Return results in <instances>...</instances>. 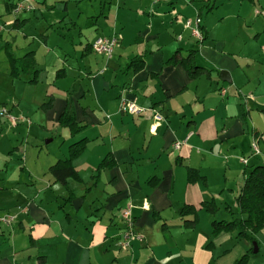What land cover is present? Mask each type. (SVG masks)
<instances>
[{
  "label": "crops",
  "instance_id": "obj_1",
  "mask_svg": "<svg viewBox=\"0 0 264 264\" xmlns=\"http://www.w3.org/2000/svg\"><path fill=\"white\" fill-rule=\"evenodd\" d=\"M219 1L0 0V44L16 59L31 57L36 72L14 77L6 57L12 111L33 113L46 143L56 142L37 152L33 168L26 159L16 175L0 173V215L14 217L0 222V264H264V228L253 241L212 234L213 221L239 217L244 178L264 164V0ZM18 3L33 8L15 13ZM227 3L237 33H246L238 45L217 39L202 17ZM73 8L75 20L67 18ZM197 18L202 41L191 32ZM113 35L111 57L92 50L97 37ZM192 51L204 69L194 77L168 61ZM122 99L141 114L120 111ZM67 104L75 134L59 123ZM79 140L78 178L56 181L49 167ZM129 205L143 240L122 248Z\"/></svg>",
  "mask_w": 264,
  "mask_h": 264
},
{
  "label": "trees",
  "instance_id": "obj_2",
  "mask_svg": "<svg viewBox=\"0 0 264 264\" xmlns=\"http://www.w3.org/2000/svg\"><path fill=\"white\" fill-rule=\"evenodd\" d=\"M248 1L253 2L254 0ZM5 50L10 62L12 76L17 77L22 72L36 74L35 70H33L34 61L31 57L25 56L22 59H16L9 46H7ZM194 53L195 51H192L184 58L173 56L169 58L168 61L172 64L183 66L188 74L194 77L204 70L196 64ZM132 63L135 62L132 61ZM30 83H35V79L30 80ZM59 123L63 126H67L73 134L80 131V127L75 122L71 104H67L59 119ZM84 148L85 140H79L71 144L68 158L59 160L49 167V172L56 181L65 184L68 178H78L77 171L72 161L80 155ZM107 163L106 160H103L100 163V167L105 166ZM194 180H196V172L190 170L188 173V181L193 182ZM236 202L239 217H234L229 221H213L212 234L215 235L221 231H225L235 233L236 237H245L253 241V235L264 228V164L253 166L248 170L240 192L236 197ZM187 209H189V207L183 208L184 211ZM246 262L247 258L242 257L240 260L236 261L235 264H245Z\"/></svg>",
  "mask_w": 264,
  "mask_h": 264
},
{
  "label": "rangeland",
  "instance_id": "obj_3",
  "mask_svg": "<svg viewBox=\"0 0 264 264\" xmlns=\"http://www.w3.org/2000/svg\"><path fill=\"white\" fill-rule=\"evenodd\" d=\"M204 1L215 6H218L220 2L219 0ZM225 1L228 2L230 0ZM32 3L34 4V1ZM228 4L229 3L225 4L221 12L213 14L208 13L209 16L205 13V11L201 13L203 18L207 16V24L213 28L217 39H227L230 40L233 45H236L238 40L235 39V37L239 35V39L241 40L245 37L244 35L246 33L244 32L245 30L242 31L241 34L237 33L238 20L234 15L235 7H230ZM72 10L73 12L70 9L67 13V18L70 17L72 20H75L78 10L75 11L74 8ZM221 13L223 16L222 22L221 19L219 20L218 18ZM192 18L195 19V17ZM253 19L254 17L250 19V22H252ZM219 22H221V24H218ZM25 30L31 31V25H27ZM255 36L256 35H254V38ZM19 38H21L20 33ZM239 43L241 44V42ZM6 57L7 54L0 44V173L8 171V173L16 175V173L24 168V164H26V162L27 165H29L27 168H33L31 163L35 162V155L37 152L39 150L44 152L46 149L54 146L56 142L46 143L50 137L44 135V129L41 128L38 131L35 128L34 124L37 126V121L35 120L36 117L33 116V113L26 111V114L21 116L23 119H20L21 117L20 115L18 116L15 109L12 111L10 97L14 96L17 91L12 88V84L10 82L11 76L9 74V66ZM24 78H26V76ZM3 111H6V113H3ZM9 117L13 119H10ZM29 126H31L30 134L27 129ZM26 159L27 161L25 162ZM35 167L38 168V164L35 165Z\"/></svg>",
  "mask_w": 264,
  "mask_h": 264
},
{
  "label": "built area",
  "instance_id": "obj_4",
  "mask_svg": "<svg viewBox=\"0 0 264 264\" xmlns=\"http://www.w3.org/2000/svg\"><path fill=\"white\" fill-rule=\"evenodd\" d=\"M28 1V0H26ZM32 5L27 4V5H23L22 3H18L16 4L15 8H14V12L18 13L20 11L23 10H30L32 9ZM199 23H200V19L197 18L194 22V26L191 29L192 35L198 40V41H202L203 40V34L200 31L199 28ZM186 25L191 26V22L187 21ZM1 29V27H0ZM119 43V37L117 35H113L110 37H97L92 43H91V48L94 52L98 53V54H102L105 55L107 57H111L112 53L114 51V48L116 47V45ZM222 93H225V90L222 89L221 90ZM120 111L125 112V113H129V114H133V115H139L142 112V109L138 106H136L134 103L127 101L125 99H122L120 101ZM3 113H6V111H3ZM156 120L159 121L161 119V117L159 115L155 116ZM13 119V118H11ZM157 128V124H154L150 127V132L154 133V131ZM180 142H176L174 143L173 147L175 149H178L180 147ZM252 150L254 154L258 153V149L256 144L252 145ZM242 161L244 163L247 162L246 159H242ZM146 204V202H145ZM130 205L127 206L123 212H122V219L124 221V231L122 233L121 239L119 240V245L122 248H128L130 246L131 241L133 240H138V241H142L143 240V235L141 233H139L136 228H135V224H134V219L131 213V209H130ZM12 221H14V217L10 216V215H0V222L1 223H5V224H9Z\"/></svg>",
  "mask_w": 264,
  "mask_h": 264
},
{
  "label": "water",
  "instance_id": "obj_5",
  "mask_svg": "<svg viewBox=\"0 0 264 264\" xmlns=\"http://www.w3.org/2000/svg\"><path fill=\"white\" fill-rule=\"evenodd\" d=\"M219 75L223 81L230 82L229 74L227 71L222 70L220 71ZM253 246L255 247L253 252L256 253L257 252L256 243H253Z\"/></svg>",
  "mask_w": 264,
  "mask_h": 264
}]
</instances>
